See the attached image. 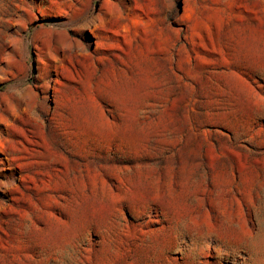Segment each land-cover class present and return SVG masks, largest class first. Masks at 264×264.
Listing matches in <instances>:
<instances>
[{"label": "rangeland", "instance_id": "obj_1", "mask_svg": "<svg viewBox=\"0 0 264 264\" xmlns=\"http://www.w3.org/2000/svg\"><path fill=\"white\" fill-rule=\"evenodd\" d=\"M0 264H264V0H0Z\"/></svg>", "mask_w": 264, "mask_h": 264}]
</instances>
